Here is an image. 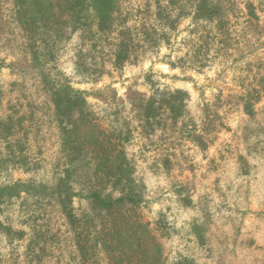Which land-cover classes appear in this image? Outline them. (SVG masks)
<instances>
[{"label": "trees", "instance_id": "obj_1", "mask_svg": "<svg viewBox=\"0 0 264 264\" xmlns=\"http://www.w3.org/2000/svg\"><path fill=\"white\" fill-rule=\"evenodd\" d=\"M259 12L255 0H0V48L15 58H0V74L15 75L0 79V264H264V219L244 227L221 215L229 196H245L244 182L254 184L247 198L264 200V58H246L244 91L233 101L245 119L233 145L211 155L225 127L222 105L195 115L188 91L164 86L130 92L102 117L58 65L68 53L78 82L97 83L171 45L186 20L191 49L172 68L201 70L232 51L243 59L263 45ZM51 132L57 150L48 159ZM135 139L153 151L152 174L192 169L172 187L189 213L183 227L165 213L144 220L145 173L128 150ZM233 166L235 190L231 181L220 186V172ZM12 171L28 178L12 180ZM215 195L224 199L216 212Z\"/></svg>", "mask_w": 264, "mask_h": 264}, {"label": "rangeland", "instance_id": "obj_2", "mask_svg": "<svg viewBox=\"0 0 264 264\" xmlns=\"http://www.w3.org/2000/svg\"><path fill=\"white\" fill-rule=\"evenodd\" d=\"M259 5V15L261 21L264 24V0H255ZM191 21L186 20L181 23L178 31L172 39L171 45L163 47L158 52H155L141 62L135 65H130L121 71H113L106 75L102 80L97 83H79L80 77L74 72V63L71 56L68 53H64L58 59V65L64 74L70 78V82L77 88L85 92L88 103L99 113L100 116L107 117L112 109L118 104L119 100H126L127 95L130 92H138L144 95H151L155 89L169 86L173 89H184L190 93L193 113L199 115V111L202 110L205 104H217L222 107V116L224 118L225 127L219 133L217 145L210 152L214 154L216 151L224 149L222 146L224 143L233 145L232 140L237 128L240 126L245 116L238 110L233 101L236 100L238 95H241L244 91L245 83L242 81L240 73H246V61L249 59L252 64H255L259 59L264 58V38L262 39V47L248 55L249 51L245 50L243 59H240V54L234 56L233 51L221 54L216 57L214 62H210L201 70L199 69H180L172 68L170 62H174L186 54L191 49L192 35L188 29ZM0 58L5 59L6 63L14 61V56L10 54V50L0 48ZM247 58V59H246ZM239 62H234V60ZM15 78V75L9 69H5L0 74L2 81H9ZM232 102H228L231 100ZM263 105V102L259 104V107ZM227 128L232 129L230 131ZM49 143H46L44 156L48 159H52L57 150L53 142L56 141L55 133L51 132L47 134ZM142 142L139 139H135L134 143L129 147L131 153H135L140 164V169L145 173V181L147 185L146 203L141 210V214L145 221L152 222L155 220L159 213H165L169 217V220L179 227H183V223L189 220L187 210L181 211L177 198L173 193L174 182L182 179H192V169H177L170 175H155L152 174L149 169H146V165L151 161L150 154L153 151L142 152ZM184 150L186 155L193 158V161L201 162V156L197 151L188 149L187 146ZM231 149V148H230ZM144 157H147L145 159ZM206 164V159H203V167ZM234 166L232 168H224L221 174L220 186H224L229 181L233 182L231 186H235L233 189L241 185L240 179L234 177ZM203 172L200 169L199 173ZM256 177L261 175L258 172ZM10 178L16 180L18 178H28L27 175L19 172L12 171ZM216 180L214 176L210 184ZM258 181H255V183ZM241 192L245 195L241 198L235 196H229L227 199V205L222 209L221 215L225 213L227 215H233L242 218L244 227H250L253 223L262 221L264 216V200L258 202L254 199L247 198V190L254 187V184L244 182ZM214 202L210 204V208L217 209L216 204L224 203V199L215 195L213 197ZM218 216V215H217ZM181 247H179L180 249ZM176 250L173 247L168 251L169 260L175 256Z\"/></svg>", "mask_w": 264, "mask_h": 264}]
</instances>
